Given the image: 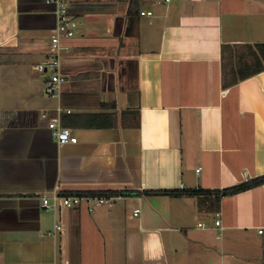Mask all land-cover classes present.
<instances>
[{
  "label": "crops",
  "instance_id": "crops-1",
  "mask_svg": "<svg viewBox=\"0 0 264 264\" xmlns=\"http://www.w3.org/2000/svg\"><path fill=\"white\" fill-rule=\"evenodd\" d=\"M65 4L82 25L51 98L35 66L56 4L0 0V264H264V185L217 194L264 176V71L234 83L260 70L264 0ZM56 186L122 198L55 214L40 196Z\"/></svg>",
  "mask_w": 264,
  "mask_h": 264
},
{
  "label": "built area",
  "instance_id": "built-area-1",
  "mask_svg": "<svg viewBox=\"0 0 264 264\" xmlns=\"http://www.w3.org/2000/svg\"><path fill=\"white\" fill-rule=\"evenodd\" d=\"M57 6V24L54 33L50 39V49L45 61L35 66L36 71L45 75V94L51 98H57L59 96L61 86L66 81L62 74V60L68 48L63 45V40L72 39L77 35L78 30L81 27V23L72 17H70L66 11L65 0H51ZM176 0H164L165 4H170ZM145 15V13H142ZM146 15L151 16L152 13L148 12ZM70 113V111H68ZM42 118H47V114H41ZM49 129L51 130L55 140L59 144H76L77 139L73 137L72 131L68 128H64L60 122L52 121L49 123ZM201 169L197 170L199 173ZM184 188V186H182ZM122 198V194L118 195H65L62 192L60 186H56L49 194H42L40 196L41 208L46 211H51L55 214L63 210H69L85 204L90 211H93L96 206L110 205L114 201ZM139 210L134 212V216H138ZM222 214L220 211L215 212V226L221 229ZM199 228L203 225L199 224ZM62 227L56 224L53 231L48 232V236H54L57 232H61ZM222 231V229H221ZM262 233V230L260 231Z\"/></svg>",
  "mask_w": 264,
  "mask_h": 264
},
{
  "label": "trees",
  "instance_id": "trees-1",
  "mask_svg": "<svg viewBox=\"0 0 264 264\" xmlns=\"http://www.w3.org/2000/svg\"><path fill=\"white\" fill-rule=\"evenodd\" d=\"M136 1V0H133ZM251 49V48H250ZM256 50L253 51L252 53L255 55L256 59H257V63L260 67V70L257 72H240L239 74H235V78H234V83H239L245 79H248L250 77L255 76L257 73H259L260 71H264V45L263 46H256L255 48ZM232 50L231 46H223L222 49V65H223V77H225L226 75V71L228 70V66L229 65H236L237 67L239 66V60H231L230 57H228V53H230ZM242 61V60H241ZM246 63V62H245ZM235 73V72H234ZM226 83H225V87H226ZM264 185V176L255 178L253 180H249L247 182H244L242 184H239L237 186H234L232 188H228L225 189L221 192H217V194H219L221 197L223 196H228V195H236V194H240L246 191H249L251 189L257 188ZM208 192H204V191H193V192H188L187 195H196V196H200V195H204L207 194Z\"/></svg>",
  "mask_w": 264,
  "mask_h": 264
},
{
  "label": "rangeland",
  "instance_id": "rangeland-1",
  "mask_svg": "<svg viewBox=\"0 0 264 264\" xmlns=\"http://www.w3.org/2000/svg\"><path fill=\"white\" fill-rule=\"evenodd\" d=\"M205 221L207 222H211L213 225L215 223V216L211 217V216H208ZM221 240V239H220ZM227 264V263H226Z\"/></svg>",
  "mask_w": 264,
  "mask_h": 264
},
{
  "label": "water",
  "instance_id": "water-1",
  "mask_svg": "<svg viewBox=\"0 0 264 264\" xmlns=\"http://www.w3.org/2000/svg\"><path fill=\"white\" fill-rule=\"evenodd\" d=\"M68 9V8H67ZM69 14V13H68Z\"/></svg>",
  "mask_w": 264,
  "mask_h": 264
}]
</instances>
